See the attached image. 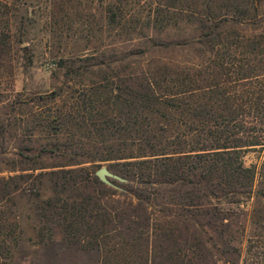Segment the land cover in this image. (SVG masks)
<instances>
[{"label": "trees", "instance_id": "1", "mask_svg": "<svg viewBox=\"0 0 264 264\" xmlns=\"http://www.w3.org/2000/svg\"><path fill=\"white\" fill-rule=\"evenodd\" d=\"M177 1L157 2L149 21L153 28L164 29L184 12ZM212 2L187 4L190 19L203 28L198 38L154 44L198 45L197 60L156 63L121 75L114 69L92 71L99 63L83 57L85 63L68 68L67 78L89 71L97 78L87 84L15 96L0 120V164L15 172L0 177V200L19 190L41 198L47 177L53 193L38 208L59 217L70 241L100 248L102 264H218L220 258L208 260L202 236L232 233L240 214L235 207L253 195L257 175L255 166L245 165L244 153L264 146V35L246 37L236 28L245 12L235 7L229 17ZM12 9L0 0V65L13 48L12 25L26 32V17L12 20ZM122 12L117 19L113 11L110 24H128ZM10 140L16 141L12 150L5 145ZM48 155L68 161L44 171ZM95 161H113L127 179L120 192L127 194V204H103L119 192L89 166L73 167ZM78 183L92 184L97 194L68 195ZM168 215L175 222H164ZM14 233L0 226V257L11 253L5 239L16 240ZM243 264H264L260 232L247 239Z\"/></svg>", "mask_w": 264, "mask_h": 264}, {"label": "rangeland", "instance_id": "2", "mask_svg": "<svg viewBox=\"0 0 264 264\" xmlns=\"http://www.w3.org/2000/svg\"><path fill=\"white\" fill-rule=\"evenodd\" d=\"M7 1L13 8L11 13L15 14H11L12 20H20L23 14L26 17V32L23 33V28L18 32L15 25L11 27L13 48L8 61L6 59L0 65V120L7 116L9 104L18 94H49L61 87L75 86L81 82L87 84L89 80L97 78L89 71L82 76L67 78L68 68L85 63L80 60L83 57L94 56L88 61L99 63L91 66L92 71L101 69L111 73L114 69L121 75L131 70L147 69L156 63L185 65L198 59V45L164 48L155 47L154 44L198 38L203 28L198 20L190 19L187 4L202 3L204 0H178L177 5L184 12L177 14L172 23L162 30L153 28L149 21L153 20L157 2L165 0ZM212 3L223 11L228 10L229 17L235 14V7L245 12L243 16L238 15L244 20L236 28L246 37L264 35V0H213ZM113 11L118 14L117 19H120L123 11V21L128 19L129 23L124 27L110 24ZM140 49L147 51L138 56L131 54ZM5 145L12 150L16 141L10 140ZM33 145L39 147V141H34ZM243 159L246 166H255L257 170L253 195L239 208L234 206L240 214L234 217L232 233L221 236L210 231L202 236L210 262L220 258L218 264H243L247 239L259 232L264 239V146L247 150ZM67 161L63 157L48 155L42 160L48 166L44 171L57 169L51 166ZM112 162H86L73 167L89 166L96 175L98 169L95 164H101V167L106 166L113 174L122 177L118 167L111 165ZM13 174L15 172L0 164V177ZM122 178H110L112 182L115 181V186L103 182L119 192V197H105L103 204L129 202L127 194H120L125 192L124 184L127 182L125 177ZM52 188L51 180L45 177L41 198H37L34 191L19 190L9 198L0 200V226L5 230H14L17 238L5 239L12 250L8 257H0V264H102L100 248H88L82 243L70 241L62 225L57 223L59 217L53 211L38 208L42 205L41 200L52 195ZM73 189L68 195L75 198L81 194L83 197L97 194L94 186L88 183H78ZM257 211H260V217H257ZM165 220L175 222L173 215H168ZM182 234L187 236L183 230ZM209 236L214 239L209 241ZM236 248L241 251V256L232 251Z\"/></svg>", "mask_w": 264, "mask_h": 264}, {"label": "water", "instance_id": "3", "mask_svg": "<svg viewBox=\"0 0 264 264\" xmlns=\"http://www.w3.org/2000/svg\"><path fill=\"white\" fill-rule=\"evenodd\" d=\"M96 175L98 176V178L104 182L105 184L111 185V186H115V184H113V182L111 181V177L117 178L119 180H122L123 178L113 174L106 166H102L100 167L97 171H96Z\"/></svg>", "mask_w": 264, "mask_h": 264}]
</instances>
